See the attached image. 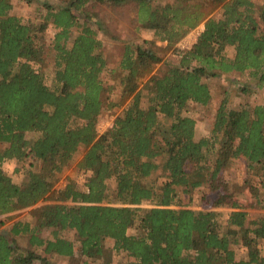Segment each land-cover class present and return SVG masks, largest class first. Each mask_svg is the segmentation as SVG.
I'll use <instances>...</instances> for the list:
<instances>
[{
	"label": "trees",
	"instance_id": "trees-1",
	"mask_svg": "<svg viewBox=\"0 0 264 264\" xmlns=\"http://www.w3.org/2000/svg\"><path fill=\"white\" fill-rule=\"evenodd\" d=\"M90 1L47 2L34 24L0 0V224L12 220L0 230V264H51L56 256L116 264L111 254L132 264H264V214L249 218L228 177L243 158L264 209V103L234 108L224 98L211 133L199 139L196 119L183 113L190 102H210L206 79L220 73L249 72L264 87V0H98L132 5L140 28L156 35L124 45L114 85L101 77L108 59ZM51 24L56 33L47 42ZM201 24L190 48L176 47ZM171 48L179 61H164ZM49 58L51 79L43 71ZM116 109L123 112L100 133L101 116ZM81 147L76 168L90 172L85 187L70 179L56 189L55 176ZM28 157L39 169L15 182L2 163ZM206 186L215 196L204 208L190 206ZM222 206L231 208L226 224L216 210ZM24 208L31 217L16 219Z\"/></svg>",
	"mask_w": 264,
	"mask_h": 264
},
{
	"label": "rangeland",
	"instance_id": "rangeland-1",
	"mask_svg": "<svg viewBox=\"0 0 264 264\" xmlns=\"http://www.w3.org/2000/svg\"><path fill=\"white\" fill-rule=\"evenodd\" d=\"M13 3L12 13L18 15L24 21H33L34 24L40 23L41 15L45 12L44 4L51 3L58 5L63 0H11ZM260 2L261 0H255ZM192 3L209 5L208 0H191ZM204 6V5H203ZM88 8L95 13L96 17L91 20V25L97 32V36L103 41V52L108 59V68L102 72V79L107 85H114L118 81L119 65L124 52V45L129 42L142 43L145 39H156L155 32L150 29H142L136 20V10L132 8V5L125 4L123 6H111L105 3H101L98 0H91ZM217 10L213 13L216 14ZM195 29V28H194ZM193 29V30H194ZM191 30L180 42L176 44V47L187 49L190 48L198 37V33ZM56 33V28L51 24L46 31V40L51 42ZM78 33L77 29H74L72 39ZM159 45H164L162 41H158ZM174 49V48H173ZM173 49L167 50L163 54L164 61L169 59L170 61H179L180 57L178 53ZM228 56H234V46H228L225 50ZM165 68L164 62L153 65V72H158L160 69ZM43 71L51 79L54 76V64L51 58L47 60V63L43 66ZM147 78V76H146ZM212 92V98L208 104H200L190 102L184 109L183 113L194 117L197 121L196 124V138L209 135L211 128L216 117L217 110L226 97L229 99V106L238 108L245 104L264 103V87L257 84V81L249 72H226L206 79ZM118 86V85H117ZM248 88L249 91L242 90ZM118 88L114 92L118 93ZM123 112V109L109 110L107 115H102L98 121V129L104 132L108 127L113 124L117 115ZM0 145V149H1ZM84 152V148L75 154L73 159L67 164L62 171L58 172L55 176V188H63L72 179L79 188H84L88 175L90 172L79 171L76 168L78 161L81 159ZM2 166L6 173L10 175L15 182H22L27 176V169L38 170L40 162L34 161L31 157L23 161L16 159H6L2 163ZM154 177H159V181L164 180V177L155 174ZM230 178V188L234 192L233 199H237L240 205L249 211V218H256L264 214V209L257 205L255 195L251 189V185L257 186L256 179H250V174L247 172L246 161L243 158L238 159L231 167L228 173ZM115 183L110 182V190L113 191ZM111 194L110 198H113ZM215 196L208 186L198 189L194 199L190 206L195 209H201L205 207V199ZM186 195H182L183 200L187 201ZM149 203L146 204L148 206ZM221 213V221L226 224L228 212L231 210L229 206H222L216 208ZM31 217L30 209H22L16 219L27 220ZM4 219V217H0ZM12 221V220H11ZM11 221H7L5 225H10ZM5 225L0 224V230L5 228ZM130 232H135V229H131ZM65 235L72 237L73 232H65ZM20 244H25L26 241L23 237L19 238ZM241 247L244 250L240 251V254L246 255V247ZM262 252L264 253V243L260 244ZM110 259L116 264H132L128 262V259L124 254L115 255L111 254ZM70 258L67 256H56L52 259L51 264H70ZM35 264H40L38 261Z\"/></svg>",
	"mask_w": 264,
	"mask_h": 264
},
{
	"label": "built area",
	"instance_id": "built-area-1",
	"mask_svg": "<svg viewBox=\"0 0 264 264\" xmlns=\"http://www.w3.org/2000/svg\"><path fill=\"white\" fill-rule=\"evenodd\" d=\"M203 28H204V24H201V25L197 26L193 31L200 34V32L203 30ZM98 131H99V129H98ZM99 132H101V131H99Z\"/></svg>",
	"mask_w": 264,
	"mask_h": 264
}]
</instances>
